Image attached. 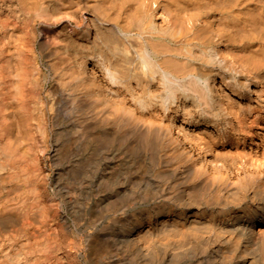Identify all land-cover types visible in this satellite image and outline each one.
<instances>
[{
	"label": "bare ground",
	"instance_id": "6f19581e",
	"mask_svg": "<svg viewBox=\"0 0 264 264\" xmlns=\"http://www.w3.org/2000/svg\"><path fill=\"white\" fill-rule=\"evenodd\" d=\"M0 264H264V0H0Z\"/></svg>",
	"mask_w": 264,
	"mask_h": 264
}]
</instances>
